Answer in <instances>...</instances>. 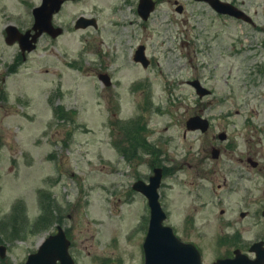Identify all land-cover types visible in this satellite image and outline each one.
<instances>
[{
  "label": "rangeland",
  "instance_id": "374dc122",
  "mask_svg": "<svg viewBox=\"0 0 264 264\" xmlns=\"http://www.w3.org/2000/svg\"><path fill=\"white\" fill-rule=\"evenodd\" d=\"M40 1L0 0V243L7 246L0 264H22L48 233L40 227L52 224L49 212L46 221L33 225L51 205L47 195L39 207L38 189L54 197L55 224L71 229L76 264H99L100 255L114 249V240L128 258L124 264H138L136 243L148 208L129 187L133 173L146 174L150 164H162L167 173L160 200L166 222L174 227L187 214L207 223L220 208L233 205L227 199L237 195L229 198L227 190L215 189L222 180H206L196 167L207 171L199 162L208 160L210 132L222 130L241 151L245 135L247 145H256L264 157V0H236L254 25L195 0H179L182 13L174 0H158L147 21L132 0L68 1L54 16L63 34L42 35L23 59L16 43L5 42L4 28H29L32 7ZM79 14L95 16L99 27L74 29ZM141 43L151 61L146 68L133 60ZM101 70L112 75L110 86L97 79ZM194 78L211 90L208 96L199 98L187 83ZM57 103L73 110L76 119L53 120ZM194 114L210 120L206 133L184 131ZM139 115L148 151L142 154L145 162L132 165L117 147L123 133L131 132L133 124L126 122ZM138 149L143 151L141 145ZM230 155H223L225 167L241 170ZM252 175L228 182L260 194L262 206L264 171ZM217 195L223 201L214 205ZM19 200L12 225L8 216ZM203 203L208 205L201 208ZM23 207L28 217L22 222ZM15 226L21 228L13 233ZM206 248L209 264L215 249Z\"/></svg>",
  "mask_w": 264,
  "mask_h": 264
},
{
  "label": "flooded vegetation",
  "instance_id": "af4514ba",
  "mask_svg": "<svg viewBox=\"0 0 264 264\" xmlns=\"http://www.w3.org/2000/svg\"><path fill=\"white\" fill-rule=\"evenodd\" d=\"M224 1H229L240 7V3H238L236 0ZM138 2L139 0H132L134 6H137ZM173 3L178 4V1L174 0ZM251 24L254 25L253 22ZM210 136L212 140L209 149L210 153L208 152L207 155L208 160L199 162L200 164L203 163V168H206L207 171L200 170L197 163L196 173L201 175L202 178L212 182L221 179L222 183H218L217 188L215 189L227 190L228 192L226 193L228 194L229 198H232L231 195L235 193L237 196H233V199H227L233 200V205L235 207L233 205H228L226 208H220L218 211L219 215H216L214 218H209L210 220L208 219L207 223H197L195 221V215L187 214L182 224L173 227L174 232L182 241L192 243L198 248L203 262L205 260L204 252H207L206 247L212 249L214 248L215 254L213 256L211 255L209 264H214L217 259H232L236 254H244V257L245 255L254 257L255 253L250 251L252 245L260 243L264 247V203L262 206L258 204V202H262V200H260V194L255 196V193L252 192L251 188L245 189L240 185H230L228 181L232 179L237 182L240 180L243 181V173H253V175L249 178L256 177L255 174L260 175L261 172L264 171V163L261 162V160L264 158L263 153L259 148H257L256 145H252L250 143L247 145V139L245 135L244 151L237 149L235 141L231 138V136L230 139L228 138L229 134L227 132H210ZM228 153H231L230 158H235V164L241 166V170H236V167L234 166L231 168H228V166L225 167L227 163L223 161V155ZM232 153L237 154H234V156ZM131 162L133 165L138 164V162L135 161ZM231 174L234 175L233 178L230 177ZM150 175V173L143 174V176L134 177L133 180L140 178L148 181ZM260 189L261 188H259V190ZM262 191L263 190L261 189L260 192ZM222 201L223 198L220 196L219 198H216L212 204L215 205L221 203ZM206 204L203 203L200 205V207H205L208 205ZM58 209L59 208L57 207L55 211L57 212ZM195 210L198 211V208L195 207L194 211ZM205 224L206 227L207 224L210 225L209 228L207 227L208 229L205 228ZM257 226H259L258 229L256 228ZM142 227L145 231V223L142 225ZM40 228H43L42 230L48 231V233L43 237L45 238L56 233L57 224H51L49 226ZM63 230L66 238L69 239V245L67 249L68 253L76 262L77 259L73 252V247L75 246L74 239L73 236L70 235L71 229L63 227ZM128 235H131V233ZM142 239L143 237L141 238V241L136 243L138 249V254L136 253L138 256V264H142L144 261ZM114 242L115 241H113V243ZM38 245L34 251L38 249ZM112 245L114 249L110 251V254L102 253L100 255L99 264H124L125 260L128 259L124 254L125 252L123 253L121 250H119L116 242ZM121 249L124 250L123 248ZM118 251L120 253H118ZM49 253L48 259L50 260L53 258L55 251L50 250ZM60 262L61 259L56 258V263Z\"/></svg>",
  "mask_w": 264,
  "mask_h": 264
},
{
  "label": "water",
  "instance_id": "95a60500",
  "mask_svg": "<svg viewBox=\"0 0 264 264\" xmlns=\"http://www.w3.org/2000/svg\"><path fill=\"white\" fill-rule=\"evenodd\" d=\"M63 1L42 0L39 6L33 8L34 22L32 27L24 32H20L14 25H8L6 27L5 41L9 44L17 41L24 54L26 50L30 51L35 48V42L43 32L56 37L62 32V28L52 25V16L60 9ZM206 1L219 12L249 20L243 11L228 3L221 2L220 0ZM153 8L154 2L152 0H140L138 13L142 18H147ZM177 9L180 10V7ZM90 25L96 26L95 19L80 15L76 19L74 26L75 28H85ZM134 59L140 61L143 66L148 64L142 45L136 49ZM99 78L104 84H110V78L107 74H100ZM189 83L195 87L199 96L208 93V90L201 86L198 80H192ZM186 127L191 130L200 129L205 131L208 128V121L198 115H194L186 120ZM161 176V168L157 167L154 168L148 183L138 180L133 184L135 190L142 192L146 196L150 209L149 225L143 243L145 252L144 264H201L200 254L194 245L180 241L172 228L163 224L166 214L159 202L157 190L160 185ZM67 244L68 241L65 239L62 230L59 229L54 236H50L42 242L37 252L29 254L23 264H57L55 263L56 258L61 259L59 264H73V260L67 254ZM254 249L257 254L255 259L250 260L237 256L234 259L217 261L214 264H262L264 252L260 248ZM50 250L55 251V254L49 260ZM4 254L5 246L1 244L0 256L3 257Z\"/></svg>",
  "mask_w": 264,
  "mask_h": 264
},
{
  "label": "trees",
  "instance_id": "16d2710c",
  "mask_svg": "<svg viewBox=\"0 0 264 264\" xmlns=\"http://www.w3.org/2000/svg\"><path fill=\"white\" fill-rule=\"evenodd\" d=\"M54 113L56 115L57 118H65L66 120L69 121H73L74 120V112L73 111H64L62 106H57L54 108ZM132 123V127L130 128L131 132H125V142L126 144H128V146H126L124 149L125 151V155L128 157L131 154H133V151L135 150V148L138 145H142L143 147H145L147 149V145L145 144V138L141 135V132L143 130V127H141L139 125V121L136 122H130ZM48 194L46 193H42L41 194V198L47 196ZM20 204H16L13 207V212L9 215V222L12 225L14 223L13 222V218L16 217L15 215L18 214V209L20 208L19 206ZM49 209H45L44 212L40 215L39 219L40 221H46L47 220V214H48ZM15 230V228L13 229V231ZM15 233V231H14Z\"/></svg>",
  "mask_w": 264,
  "mask_h": 264
}]
</instances>
